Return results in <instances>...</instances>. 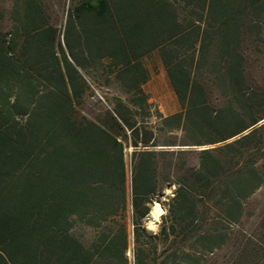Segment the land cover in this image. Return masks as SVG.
Segmentation results:
<instances>
[{"label":"trees","instance_id":"obj_1","mask_svg":"<svg viewBox=\"0 0 264 264\" xmlns=\"http://www.w3.org/2000/svg\"><path fill=\"white\" fill-rule=\"evenodd\" d=\"M5 12L0 264H206L224 249L264 185L246 152L264 127L246 54L248 37L264 32V0H82L64 31L44 0ZM153 56L177 113L164 115L144 89ZM93 88L114 90L99 95L96 117L81 111Z\"/></svg>","mask_w":264,"mask_h":264},{"label":"rangeland","instance_id":"obj_2","mask_svg":"<svg viewBox=\"0 0 264 264\" xmlns=\"http://www.w3.org/2000/svg\"><path fill=\"white\" fill-rule=\"evenodd\" d=\"M13 0H0V28L6 29L9 24V15L5 12L10 7ZM82 0H44V7L47 11L50 22L64 31L68 12L75 3ZM253 36V37H252ZM250 35L246 40L247 54V73L253 87L264 93V32L262 37ZM146 65L150 70V80L144 86L151 102L159 108L164 115H170L180 110L175 93L167 78L162 63L157 56L146 59ZM107 84L100 81L99 87ZM97 91V93H96ZM95 96L81 108V111L89 116L96 117L101 112L103 106L99 103V95L111 99L114 90L92 89ZM93 96V93H91ZM264 125V121L260 126ZM260 136L262 143L259 148L254 143L247 148V157L262 167L264 172V127L261 129ZM126 151V168L128 181L131 178L130 153ZM247 159V160H248ZM172 196V190L167 188L164 195L157 197L153 201L152 210L159 206L163 210L159 221L151 224V215L144 221L147 230L157 232L162 223V217L166 214L164 204ZM152 212V211H151ZM151 214V213H150ZM232 235L226 247L209 256L206 264H264V185L244 204V216L239 226L231 229Z\"/></svg>","mask_w":264,"mask_h":264},{"label":"bare ground","instance_id":"obj_3","mask_svg":"<svg viewBox=\"0 0 264 264\" xmlns=\"http://www.w3.org/2000/svg\"><path fill=\"white\" fill-rule=\"evenodd\" d=\"M163 210L157 206L155 207L151 212V224H154L155 222L159 221L160 216L163 214Z\"/></svg>","mask_w":264,"mask_h":264},{"label":"crops","instance_id":"obj_4","mask_svg":"<svg viewBox=\"0 0 264 264\" xmlns=\"http://www.w3.org/2000/svg\"><path fill=\"white\" fill-rule=\"evenodd\" d=\"M176 96V95H175ZM178 112V111H177ZM177 112H175V113H177ZM172 114H174V113H172ZM171 115V114H170Z\"/></svg>","mask_w":264,"mask_h":264}]
</instances>
